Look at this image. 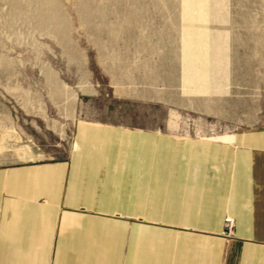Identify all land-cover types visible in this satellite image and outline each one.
<instances>
[{
    "label": "rangeland",
    "instance_id": "374dc122",
    "mask_svg": "<svg viewBox=\"0 0 264 264\" xmlns=\"http://www.w3.org/2000/svg\"><path fill=\"white\" fill-rule=\"evenodd\" d=\"M80 122L230 139L264 122V0H0V165Z\"/></svg>",
    "mask_w": 264,
    "mask_h": 264
},
{
    "label": "crops",
    "instance_id": "0c3cea01",
    "mask_svg": "<svg viewBox=\"0 0 264 264\" xmlns=\"http://www.w3.org/2000/svg\"><path fill=\"white\" fill-rule=\"evenodd\" d=\"M0 264H264V122L219 141L80 122L66 157L0 165Z\"/></svg>",
    "mask_w": 264,
    "mask_h": 264
},
{
    "label": "built area",
    "instance_id": "2783aa9c",
    "mask_svg": "<svg viewBox=\"0 0 264 264\" xmlns=\"http://www.w3.org/2000/svg\"><path fill=\"white\" fill-rule=\"evenodd\" d=\"M233 225H234L233 218L231 216H226L224 234L227 236L228 239H230L234 235Z\"/></svg>",
    "mask_w": 264,
    "mask_h": 264
}]
</instances>
